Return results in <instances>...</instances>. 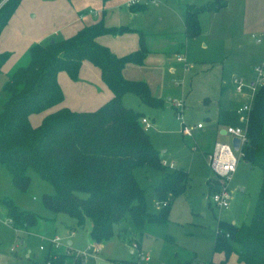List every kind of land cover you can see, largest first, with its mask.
Segmentation results:
<instances>
[{
	"label": "trees",
	"instance_id": "16d2710c",
	"mask_svg": "<svg viewBox=\"0 0 264 264\" xmlns=\"http://www.w3.org/2000/svg\"><path fill=\"white\" fill-rule=\"evenodd\" d=\"M3 1L0 0V35L22 2L6 0L2 4ZM227 6V0L187 4L185 37L202 33L201 14ZM145 7L139 2L132 4L131 10L135 13ZM129 32L138 33L139 48L123 56L98 42L104 35ZM148 54L146 34L141 29L109 27L103 13L102 18L83 26L71 37L33 44L26 64H19L12 71L0 98V167L6 168L14 186L22 192L31 184L29 171L51 184L54 193L42 195L43 206L69 215L78 226L89 219V235L97 245L115 235V225L129 223L131 227L123 226L117 236L130 247H136L133 250L139 254L137 260H122L121 264L140 263L142 244L135 230L141 231L146 225H166L172 203L186 192L189 180L183 169L168 170L142 124L144 113L126 107L123 101L126 94H133L147 106L162 105L146 81L123 75L127 64L142 65ZM10 56V52L0 53V69ZM85 60L100 69L102 80L113 96L95 111L78 112L61 106L64 92L58 75L65 72L76 80ZM34 114H44L38 126L30 121ZM245 128L246 142L241 146V156L252 167L262 170L255 209L248 224L238 226L219 221L213 252H223L225 259L204 264H227L232 254L237 255L238 263L264 264V85L254 96ZM141 166L163 172L154 187L157 201L162 204L158 213L148 211L144 190L134 175V170ZM0 202L15 227L37 226L45 219L21 209L10 198H2ZM167 240L174 243L173 238ZM66 244L63 246L66 248L50 249L43 264H85V255ZM194 261L192 255L178 264Z\"/></svg>",
	"mask_w": 264,
	"mask_h": 264
},
{
	"label": "rangeland",
	"instance_id": "374dc122",
	"mask_svg": "<svg viewBox=\"0 0 264 264\" xmlns=\"http://www.w3.org/2000/svg\"><path fill=\"white\" fill-rule=\"evenodd\" d=\"M39 1L43 3H38ZM132 1L134 0H68V3L76 8L75 12L104 11V15L106 13V17L114 24L137 27L148 34L146 42L149 50L168 52L181 37L184 6L187 3L203 5L208 2L139 0L146 7L143 11L134 13L129 3ZM38 2H33V6L41 18L34 23L41 28L51 16L49 9L64 8L67 1ZM228 4L219 12L203 14L200 35L188 40L184 36V62L177 60V54L167 53L168 59L164 65L161 60L145 63L149 68L145 73L148 76L146 80L160 82L159 85L163 88L160 107L147 106L133 94H127L124 98L126 106L153 119L152 128L147 132L162 160L173 165L174 169L187 171L189 175L186 192L172 203L166 225H146L141 231L135 230L141 240L143 254L151 257L149 264H178L192 255L195 258L194 264H204L210 260L220 262L225 259V254L213 252L219 221L238 226L248 224L255 209L262 184V170L252 167L237 152L236 170L229 175L226 183L225 178L216 175L208 159V153L213 150L215 143L231 144L234 139L231 135H223L221 131L230 126L245 125L238 108L250 100L252 91L245 88L242 94H238L234 79L256 85L258 74L255 68L263 65L256 62L260 59L259 56L264 55V41L257 43L251 38L252 31L242 32L235 25L223 27L227 21L240 22L242 16L241 0H232ZM98 16V19L102 17ZM19 24L22 25L17 34L10 37L18 42L24 35L23 22L19 21ZM58 37L59 35H53L50 41ZM17 41L14 42L15 46L18 45ZM28 58V53L24 59L17 60L18 63L9 58L0 69V98L12 71L19 64H26ZM168 70H173L171 73L174 74V80L180 86H174ZM206 97L210 98L208 104L204 103ZM175 103H180V110ZM198 124L203 127L198 129ZM185 127L194 128L192 137L183 133ZM29 175L31 184L27 191L22 192L14 186L6 168L0 167V199L10 198L21 209L45 218L39 225L29 228L15 227L11 222L4 226L0 233V264H43L51 253L49 238L54 234L61 236L66 243L71 241L70 248L85 255V264H121L122 260H137L138 251L117 236L123 226L131 227L129 223L115 225V235L104 242L100 252L96 253L97 244L89 235L91 221L88 219L83 226H78L76 220L69 215L47 210L43 206L42 195L54 193L53 186L33 171H29ZM134 175L144 190L148 211L158 213L162 204L157 201L154 187L162 179L163 172L141 166L134 170ZM225 189L230 198L227 209L220 208L211 201L212 194ZM81 196L84 197L85 194ZM167 237L173 238L174 243L169 242ZM41 246L44 250H40ZM89 246L92 248L88 249ZM12 247L15 248V253L11 252ZM131 250L134 252L131 253ZM227 264L244 263H238L237 255L232 254Z\"/></svg>",
	"mask_w": 264,
	"mask_h": 264
},
{
	"label": "crops",
	"instance_id": "0c3cea01",
	"mask_svg": "<svg viewBox=\"0 0 264 264\" xmlns=\"http://www.w3.org/2000/svg\"><path fill=\"white\" fill-rule=\"evenodd\" d=\"M61 1H67L65 3L66 7L50 8L49 12L51 16L49 20L45 21L44 26L40 28V27H37L34 23L36 21H39L41 18L39 12L33 6V2H38V0H23L22 3L19 5L20 8L16 10L14 15L10 19L8 25L5 27L2 34L0 35V53L10 52L11 53L10 60H14L15 62L17 60L24 59L25 55L28 53L27 52L28 49L33 44H36V43L48 44L50 41V37L53 35H59V37L56 38L55 40H60V39L71 37L86 24H91L94 21L98 20V17H99L98 15H100L101 17L102 14L104 13V11H95V10H90L88 12L81 11L78 13V10L75 12L76 8L71 6V4L68 3V0H61ZM207 1H210V0H207ZM231 1L232 0H229L228 2H231ZM38 3H43V2L39 1ZM241 5H242V16L240 17V22H238L237 20L236 22L227 21L224 23L223 27L228 28V27L235 25L236 27L240 28L242 32L248 33L252 31L251 38L256 41V38H254V36H260L264 33V0H241ZM185 6H184L183 13H182L183 26H184ZM27 7H29L30 10L33 12H31ZM24 11H26V13H24ZM219 11H216V12H219ZM203 14H201L200 16V21L203 18ZM20 16H21V19H20ZM106 16L107 15L105 13L104 20L107 26L109 27L128 26V25L114 24L113 22H110L109 18H107ZM16 21H17V25H16ZM19 21L23 22L22 31L24 35L20 38L18 42L17 39L14 40V38H10V37L14 36V33L17 34V31L22 25V24L21 25L19 24ZM128 27H131V26H128ZM131 28L139 29L137 27H131ZM147 35L148 34H146V40L148 38ZM180 36L181 37L179 41L177 42V44L172 50L168 52H165V51L159 52V51L148 49L149 54L146 57V60L142 65L127 64L123 69L124 77L127 79L146 81L151 88L152 94L158 98H161L160 95L162 94L161 91L163 88L161 85H159L160 82L158 83V82H154L151 80H146V77L148 76H145V73L149 70V68H147L146 62L147 61L157 62L158 60H161V63L164 65L165 62L167 63V60H166L168 59V57L166 56L167 53H175V55L177 54V60H178L179 56H183V54L186 53V51L183 50L185 47L184 46V36H185L184 27L180 33ZM186 39L188 40V38ZM15 41H17V44H18L16 46L14 44ZM98 42L102 45L109 47L115 54L123 56L133 51H136L139 48V35L137 32H129V33H126L123 35H117V36L104 35L98 38ZM15 47L16 49L14 50ZM259 57L260 59L256 63L264 64V55L262 57L261 56ZM170 66L171 65H169V67ZM168 72L172 76L174 86H177V87L180 86V83H177L176 80H174V77H173L174 74H172L173 70L171 71L168 70ZM58 82L64 92V101L61 106L67 107L73 111H78V112L95 111L99 109L103 104H105L113 96L111 90L102 80L100 69L87 60L83 61L82 66L80 68L79 76L76 80L71 79L67 75V73L60 72L58 75ZM126 95L124 96V98L126 97ZM168 99L172 100L171 98H168ZM123 101L126 106L124 99ZM209 102H210V98L206 97L204 99V103L208 104ZM126 107L131 108L129 106H126ZM43 115L44 114L32 115L30 117V121L32 125L38 126L42 121ZM144 117L147 118L152 124L153 119L146 116L145 114H144ZM171 169H174V167H172ZM9 222H10V219L6 215V210L0 202V233L2 232L4 226L9 225ZM16 229H17L16 231H19L18 228ZM71 233H74V232L72 231ZM55 236H59V235L54 234L49 239ZM22 243H25V241L22 240ZM67 243H70V245H72L71 241ZM102 245L103 244H99L96 246L97 247L99 246L101 248ZM91 248L92 247L90 246L88 247V249H91ZM11 252L15 253L14 247L11 248ZM98 252H100V249ZM133 252L134 251L131 250V253ZM146 256L150 257V255H146ZM139 264H142V260L140 261Z\"/></svg>",
	"mask_w": 264,
	"mask_h": 264
},
{
	"label": "built area",
	"instance_id": "2783aa9c",
	"mask_svg": "<svg viewBox=\"0 0 264 264\" xmlns=\"http://www.w3.org/2000/svg\"><path fill=\"white\" fill-rule=\"evenodd\" d=\"M139 3V0H134L130 4H136ZM256 38L257 43H261L264 41V33L260 36H254ZM178 61L184 62V57L179 56ZM255 72L258 74V82L255 85L254 83L248 85L245 83L243 80H239L237 78L234 79V85H235V90L238 94H242L245 88H249L252 91V95L250 96V100L243 103L239 108H238V113L242 114V121L245 123L244 127L239 126V127H228L225 132L228 135L233 136V138H238L240 139V149L239 151H236L234 148L233 141L231 144H226V143H215L213 150L208 153V159H209V164L213 168L214 172L216 173L217 176L223 177L226 180L229 179V175L235 172L236 166L238 163V157L236 156L237 152L241 154V146L246 142V123L248 120V114L251 110L253 99L257 91L264 85V64L263 65H258L255 68ZM176 108L180 110L181 105L180 103H175ZM183 105V104H182ZM245 115V116H244ZM142 124L145 127V130H150L152 128L151 122L147 118L142 119ZM203 126L202 124H198L197 128L201 129ZM193 129L194 128H189L185 127L184 128V134L186 136L192 137L193 136ZM165 165H168L164 161ZM170 168L174 167L173 165H168ZM227 188V187H226ZM229 196L227 194L226 189L220 193H214L211 196V201L219 206L220 208H225L227 209L229 207ZM50 245L51 249L58 250L60 248H64L63 246H67L66 242L63 241V239L60 236H55L50 239ZM66 248V247H65ZM136 248V247H134ZM41 250H44V247H40ZM100 247L98 246L96 248V252H98ZM142 256V264H149L150 262V257L141 254Z\"/></svg>",
	"mask_w": 264,
	"mask_h": 264
},
{
	"label": "water",
	"instance_id": "95a60500",
	"mask_svg": "<svg viewBox=\"0 0 264 264\" xmlns=\"http://www.w3.org/2000/svg\"><path fill=\"white\" fill-rule=\"evenodd\" d=\"M5 1H6V0H4V1L2 2V4H3ZM52 42H54V40H53ZM222 134H224V135L226 134L225 130L222 131ZM240 143H241L240 139H238V138L233 139V144H234V148H235L236 151H239V149H240Z\"/></svg>",
	"mask_w": 264,
	"mask_h": 264
}]
</instances>
